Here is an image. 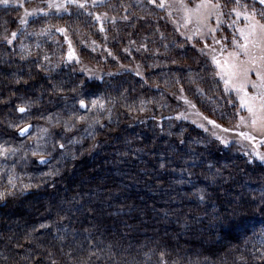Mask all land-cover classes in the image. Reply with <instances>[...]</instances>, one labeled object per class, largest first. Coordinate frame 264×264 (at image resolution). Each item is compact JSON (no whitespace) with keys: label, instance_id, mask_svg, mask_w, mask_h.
Wrapping results in <instances>:
<instances>
[{"label":"trees","instance_id":"16d2710c","mask_svg":"<svg viewBox=\"0 0 264 264\" xmlns=\"http://www.w3.org/2000/svg\"><path fill=\"white\" fill-rule=\"evenodd\" d=\"M220 2L208 33L173 2L150 16L129 0L0 3V143L73 122L42 159L0 157V264H264V110L225 85L248 31ZM207 79L227 119L193 98ZM86 108L101 116L82 136Z\"/></svg>","mask_w":264,"mask_h":264},{"label":"rangeland","instance_id":"374dc122","mask_svg":"<svg viewBox=\"0 0 264 264\" xmlns=\"http://www.w3.org/2000/svg\"><path fill=\"white\" fill-rule=\"evenodd\" d=\"M129 1L131 4L127 5L125 7H128V8L133 7L137 11L141 12L144 16H145V14L147 16H150L153 12L155 13V10L158 8V6L161 3L164 4L163 8H165V7L168 8L170 6L171 2L179 3L178 4L179 7L175 8L176 11L181 10V12H183V13L185 12V14L189 17V19L196 21L198 23V25L205 32H207L205 30L207 27H211V30H213V28H215V24H216L215 23V16L212 14V11L215 10V8H217V7H208L209 0H156L155 3H152L151 0H129ZM221 1L223 2L225 0H221ZM242 1L241 0H235V2H233L232 5H228V7L234 8L236 12H239L244 17L246 15L248 17H250V19H245L246 23H244L247 31H249V25L254 23V22L258 21L260 24H264V4L260 3V0H242ZM156 4H158V5L156 6ZM211 4L219 6V5H221V2H220V0H211ZM197 5H204V6L201 7L199 11H195ZM189 10H191V11H189ZM99 11H101V10H99ZM102 12H103V10H102ZM76 14H78V13H76ZM77 24H78V21H77ZM46 26L48 27V25L45 24V22H44L43 27H46ZM207 30H208V32L210 31L209 29H207ZM254 38L255 37H253V39ZM150 39L153 40L152 45L155 44V46H156L157 37L153 36V37H150ZM234 60L235 59L232 56L231 64L234 62ZM188 78H189L190 82H195L196 80H202V82H203V79H202L203 77L201 78L200 76L197 78H195V77L193 78L192 76H189ZM205 81H207V83L209 82L208 79ZM203 83L205 84L206 82H203ZM196 88H197V86H193V85L191 86L190 85V90L192 89L193 93H194L193 98L195 99V101L197 100V98H199L198 102L203 101L204 104L206 103L205 107H210L211 109H214L215 112L219 116H221V117L217 118L218 121H222L223 118L227 119L228 117L231 116V112H230L231 107L229 105L226 106L223 103V102L227 101V99H228V97L225 96V94H223V92L221 94L222 96L219 93H215V89H218V88H215V86L212 87V85H210V83L205 85V88L207 89L205 92L204 91L201 92V90H198ZM225 93L230 94L229 92H225ZM211 96H212V98H215L214 99L215 100L214 105H213V102H211V100H210ZM230 98H231V100H233V101H231V103L234 101L236 102L238 100L236 95L235 96L232 95V97H230ZM88 100L86 99V102ZM92 100H91L90 104H93ZM159 102H160L159 105H162V103H163L162 100ZM226 103H229V102H226ZM74 105L75 104L72 105L73 108H75ZM77 109H78V107H76L75 112L72 114L68 113L67 108H63L59 112L62 114H63V112H66L68 115H73V114L77 115V113H78ZM94 110H95V108L94 109L86 108L85 114L79 113V115L77 116L76 119H75V117H73V119L78 120V123L80 120L81 121L83 120V123H85L84 125L82 124V126L80 128H78L79 133L82 129V131H81L82 136L89 134L90 133V127L94 126L96 123L99 122L101 115L99 116L97 114H94V112H93ZM70 111H73V110H70ZM209 114H212V116L215 117V115H213L211 110H210ZM61 116H55L52 119V122L49 123L47 121V124H42L41 126L39 125V126L35 127V130H34L35 132L31 136V138L29 137V139L19 140V141L5 139L4 141H2L0 143V157L5 158L6 161L7 160L11 161V163L14 161L18 162V163H28V161H30L31 159H34V158H39V159L44 158L52 150V146L54 143L53 139L55 136V134H53V133H54L55 128L56 127H60V128L62 127L59 130V132L62 130L67 132L73 126L72 121H70L68 118H65L64 116L63 117H61ZM245 118L249 119L247 116ZM67 121H68V125H66V124L64 125V123H66ZM69 122H72V124ZM231 125L234 126L235 123H231ZM262 129L257 128V131L264 132V126L262 127ZM78 135H80V134H78ZM62 137H63V135H62ZM61 140L63 141L64 138H62ZM69 141H71V140H69ZM217 231L218 230L215 229V232H217ZM201 234H204V233L202 232Z\"/></svg>","mask_w":264,"mask_h":264},{"label":"snow or ice","instance_id":"6c2138e0","mask_svg":"<svg viewBox=\"0 0 264 264\" xmlns=\"http://www.w3.org/2000/svg\"><path fill=\"white\" fill-rule=\"evenodd\" d=\"M68 3H76L77 0H67ZM152 3H155L156 0H151ZM0 3L7 4L8 0H0ZM260 3L264 4V0H260ZM55 7H63V5H50ZM79 7H84L83 4H79ZM160 7H163L164 4L161 3L159 5ZM204 5H197L195 11H199L201 7ZM208 7H218V5H212L211 0H209ZM191 11V10H189ZM235 11V9H233ZM28 13L26 12V15ZM237 15H240V13H237ZM99 20V16L96 17ZM246 19H250L247 15L245 16ZM21 23H24V21H21ZM58 31H64L63 29H58ZM241 36L244 38V43L239 45V48L241 49V52L231 53L233 57H235L234 62L229 65V72H228V79L225 80V85L231 84L233 88L236 89L238 93L243 92V96L241 97V102L244 104L250 113H253V116L255 117V113L253 110V104L255 101H260V108L261 110H264V24H260L258 21L254 22L249 25V31L245 33L243 30H241ZM12 39L16 37V33H11ZM250 37H255V39L250 40ZM8 43L12 42V39L5 38ZM251 44L253 49H256L257 54H253L250 50L249 45ZM241 54L245 57V59L241 60L239 57ZM71 58V54L69 56ZM217 65L219 66L220 62L216 61ZM255 69V74L257 77H259V80L257 82H252L249 80V74ZM251 83L252 87L257 89V95L249 97L247 91H246V85ZM251 101L252 103H249ZM81 106H83L84 102L80 101ZM96 102L93 101V104ZM21 113L25 112L26 109L21 107L18 109ZM243 119V118H242ZM262 123H264V118H262ZM210 123L215 124L214 121H210ZM252 124L256 125L257 120L253 118ZM219 127V125H216ZM225 131H228V129H224ZM21 133L27 131V128H22ZM241 136H244L245 138H250L249 134L247 133H240ZM62 148L63 145H60ZM261 159H264V157H261ZM163 167V165H161ZM11 183V181H9ZM25 188L28 187V185L24 186ZM4 196V193H0V199H2ZM41 227H44V225H41Z\"/></svg>","mask_w":264,"mask_h":264}]
</instances>
